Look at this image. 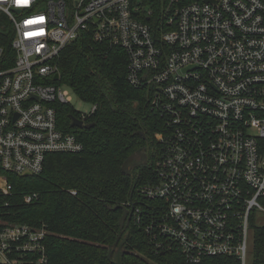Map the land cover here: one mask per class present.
Listing matches in <instances>:
<instances>
[{
    "label": "built area",
    "instance_id": "obj_1",
    "mask_svg": "<svg viewBox=\"0 0 264 264\" xmlns=\"http://www.w3.org/2000/svg\"><path fill=\"white\" fill-rule=\"evenodd\" d=\"M145 16L143 0H0V171L39 175L49 155L84 150L59 128L57 105L70 104L61 56L89 34L125 52L128 83L151 89L163 120L154 177L125 204L153 253L249 264L264 214V0H167L159 32ZM1 172L3 198L12 186ZM46 235L0 217V256L48 264Z\"/></svg>",
    "mask_w": 264,
    "mask_h": 264
},
{
    "label": "trees",
    "instance_id": "obj_2",
    "mask_svg": "<svg viewBox=\"0 0 264 264\" xmlns=\"http://www.w3.org/2000/svg\"><path fill=\"white\" fill-rule=\"evenodd\" d=\"M143 3L153 16L142 21L158 31L167 0ZM59 67L58 84L67 85L82 101L97 106L95 113L84 119L85 124L94 126L72 128V119L83 121L82 114L69 103L58 104L59 128L76 135L84 150L49 155L39 175L23 177L0 171L12 186L11 195L0 198V217L9 225L46 231L48 264H114L117 251L113 259L109 253L121 233L124 214L116 208L135 202L137 189L153 179L159 149L155 137L163 130V120L151 110V89H135L128 83V61L122 49L97 45L89 34H82L64 50ZM34 195L31 203L25 202L27 196ZM125 208L131 213L130 207ZM253 232L249 264H264V227ZM122 243L124 264H187L176 249L153 253L132 217L119 245ZM201 264L239 262L218 257Z\"/></svg>",
    "mask_w": 264,
    "mask_h": 264
},
{
    "label": "water",
    "instance_id": "obj_3",
    "mask_svg": "<svg viewBox=\"0 0 264 264\" xmlns=\"http://www.w3.org/2000/svg\"><path fill=\"white\" fill-rule=\"evenodd\" d=\"M59 80V76H55V81H58ZM72 128H85V129H91L93 128L94 124H84V122L78 118H73L72 119ZM117 209H121L123 210L124 214L122 216V218L120 219V228H121V233L116 241V243L114 244V247H113V250L110 251L109 253V258L112 259V256H113V252L114 250L117 251L116 253V256H115V259L113 261L114 264H124L123 263V246L124 244H120V241L122 239V237L124 236L125 234V230L129 227L130 225V221H131V213L130 211L125 208V207H117ZM140 264H145V263H140Z\"/></svg>",
    "mask_w": 264,
    "mask_h": 264
},
{
    "label": "rangeland",
    "instance_id": "obj_4",
    "mask_svg": "<svg viewBox=\"0 0 264 264\" xmlns=\"http://www.w3.org/2000/svg\"><path fill=\"white\" fill-rule=\"evenodd\" d=\"M62 89L64 91L68 92L69 98H70V104L71 106L78 111L81 114H89L92 111L93 105L90 103H86L82 101L74 92L67 86V85H62ZM137 160H140L139 158ZM256 225L257 227H264V214L259 215V217L256 219ZM253 248H254V232L250 231L249 234V263L252 261V253H253ZM115 254H113V257ZM0 264H8L6 262V259H4L2 256H0ZM149 264H153L152 262Z\"/></svg>",
    "mask_w": 264,
    "mask_h": 264
}]
</instances>
